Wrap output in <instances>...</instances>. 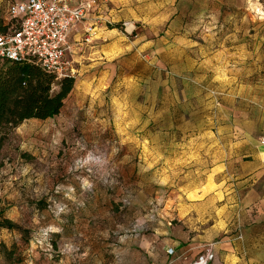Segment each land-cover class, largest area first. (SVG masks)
Returning a JSON list of instances; mask_svg holds the SVG:
<instances>
[{"label":"rangeland","instance_id":"1","mask_svg":"<svg viewBox=\"0 0 264 264\" xmlns=\"http://www.w3.org/2000/svg\"><path fill=\"white\" fill-rule=\"evenodd\" d=\"M135 26V57L80 52L60 115L5 140L0 220L18 229L0 227V264H190L215 246L192 249L220 218L185 208L212 205L231 144L264 139V0H135Z\"/></svg>","mask_w":264,"mask_h":264},{"label":"crops","instance_id":"2","mask_svg":"<svg viewBox=\"0 0 264 264\" xmlns=\"http://www.w3.org/2000/svg\"><path fill=\"white\" fill-rule=\"evenodd\" d=\"M124 22L135 25V0L98 1L86 19L77 23L69 34L68 57L74 62L76 71L77 61L89 57V55H79L78 59L76 55L87 51L93 44L96 45L95 52H98L103 60L112 61L125 54L135 57V33H139L140 28L135 26L136 32L129 36L122 32V27L121 35L117 29L109 27L120 23L122 25ZM89 26L94 28V36L92 42L86 45L84 36ZM262 140L243 137L231 144L224 153L225 158L221 159L226 160V163L215 165L214 174L217 175L207 185L215 187L210 201L212 205L185 208L188 212L195 211V216L201 219L207 216L211 208V212L221 220L217 226L204 234H198L196 244L192 248L195 251L199 250L203 243H215L216 257L212 264H264V145ZM241 235L242 238H240ZM187 251L183 247L176 252L175 257L182 258Z\"/></svg>","mask_w":264,"mask_h":264},{"label":"built area","instance_id":"3","mask_svg":"<svg viewBox=\"0 0 264 264\" xmlns=\"http://www.w3.org/2000/svg\"><path fill=\"white\" fill-rule=\"evenodd\" d=\"M99 0H19L9 8L11 18H20L17 31L0 34V61L31 63L57 81L74 78V62L68 57L71 29L82 22ZM107 2V0H102ZM123 33L132 36L135 25L122 23ZM94 28L85 30L84 43L90 44ZM264 145V139L262 140ZM242 238V236H240ZM214 245L200 252L190 264H212Z\"/></svg>","mask_w":264,"mask_h":264},{"label":"trees","instance_id":"4","mask_svg":"<svg viewBox=\"0 0 264 264\" xmlns=\"http://www.w3.org/2000/svg\"><path fill=\"white\" fill-rule=\"evenodd\" d=\"M10 19L9 23L0 25V34L12 33L20 28V18ZM121 26L120 23L109 27L120 29ZM55 81L54 76L34 64L0 61V152L8 136L23 122L46 121L60 115L75 80L66 78L58 81L61 83L60 91L53 94ZM0 227L18 229L16 224L7 219L0 220Z\"/></svg>","mask_w":264,"mask_h":264}]
</instances>
